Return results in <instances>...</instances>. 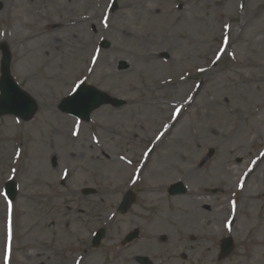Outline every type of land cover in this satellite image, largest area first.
<instances>
[{
  "label": "rangeland",
  "instance_id": "374dc122",
  "mask_svg": "<svg viewBox=\"0 0 264 264\" xmlns=\"http://www.w3.org/2000/svg\"><path fill=\"white\" fill-rule=\"evenodd\" d=\"M112 1L0 0V42L10 48L11 75L37 101L28 121L0 116V264L9 219L8 264H138L133 254L149 247L154 264H186L181 254L194 246L186 233L198 238L194 262L216 264L220 238L234 233L237 257L220 261L263 264L264 244L252 263L246 249L264 242V0H115L114 10ZM65 14L78 29L73 34L85 29L95 36L76 53L68 33L50 40L48 49L60 54L51 51L45 65L40 43L12 41ZM80 81L124 103L102 104L89 121L62 113L58 103ZM180 82L187 83L182 91ZM43 100L53 105L41 108ZM185 103L132 184L172 108ZM248 166H255L248 192L237 193V225L227 233L230 191ZM11 176L19 189L9 209L1 189ZM177 181L187 191L170 195L166 189ZM150 185L156 190L147 191ZM128 190L135 200L121 213ZM194 192L206 198L198 202L189 196ZM99 228L105 239L94 248ZM135 228L140 239L123 245Z\"/></svg>",
  "mask_w": 264,
  "mask_h": 264
},
{
  "label": "bare ground",
  "instance_id": "6f19581e",
  "mask_svg": "<svg viewBox=\"0 0 264 264\" xmlns=\"http://www.w3.org/2000/svg\"><path fill=\"white\" fill-rule=\"evenodd\" d=\"M39 1L42 3V0H39ZM9 2H10V0H5L6 4H8ZM60 17H61V19L55 18V19H57V21H56L57 24H54V25L51 26L52 23L51 24H48V23L44 24V21L40 22L37 25V27L32 30L31 33H28V34L27 33H22V35L20 37L19 36L15 37V38L13 37L12 41L14 43H21L22 41H27V40H31L32 41L34 39L37 43H40V46H42V48L44 49V50H41V53H42V56H43L42 63L45 65V64H47L49 62V57L52 54L51 53L52 50H49L48 47H47V45L51 44V42H50L51 39L53 40V43H55V41L60 39V35L61 34L66 38V34L68 33V35L70 36V37L67 38L70 41L69 51L73 52V53H76L77 48L82 49V48H84V46H86L89 43H91L90 40H88L89 37H93V39H94V37H95L94 34H92L91 32H86L85 29H81L82 30L81 32H78V33L76 32V34H73V31L74 30L76 31L78 29L77 28L75 29V26L73 27L72 24L67 22V19H66L67 14H65V16L64 15H60ZM78 21L79 20L77 19V22ZM77 22H76V24H77ZM47 25L50 26V27L47 28ZM73 28H74V30H73ZM52 52L54 53L55 57H56V55L60 54V53H58V51H52ZM112 64H113V62H112ZM206 71H208V70H206ZM116 75L120 76L122 74L121 73H117ZM183 86H185L184 88H186L187 87V83H184V82L178 83V86H176V89L182 91L183 90ZM84 95H85V99H89L90 98V95L88 94V92H85ZM89 101L90 100H86V101L84 100V102L82 104L83 105L82 107H88L86 104ZM186 104H188V103L179 105V107L174 110V112L172 114L173 115L172 116V121L167 123L168 126L165 127L164 133L160 136V138L158 139L157 143L152 147L153 149L149 152L148 157H147V161H148V158L150 157V155L156 149L155 147L158 146L159 143L162 142L166 138V134L169 132L171 127L172 126H176L175 124H177L179 116H181L180 113L182 112L183 107L186 106ZM52 105H53V103H50L49 101L44 102V100H43L42 102H39V106L41 108H46L47 109V108H50ZM8 119H11V118L9 117ZM92 158L95 159V160H99L100 159L99 156H93ZM258 163L259 162L255 163V165H257ZM143 167H144V165H143ZM122 168L124 169L125 167L122 166ZM254 169L252 171L248 172V174L246 175L245 187L247 186L246 181L249 178L248 176L252 174ZM146 189L149 192L156 190L155 187L152 186V185H150V187H148ZM155 196L156 195L154 193H152V194H150L149 197L151 199H154ZM189 196H192L196 201L206 198V197H204V195L202 193H199V192H194L192 195L189 194ZM247 196H249V194H247ZM149 197H147V199H150ZM208 200L210 202L213 201L212 198H208ZM186 234L188 235V238L191 239L193 242L196 241L197 235L194 236L192 234H188V233H186ZM32 255H35V253H32L31 256Z\"/></svg>",
  "mask_w": 264,
  "mask_h": 264
},
{
  "label": "water",
  "instance_id": "95a60500",
  "mask_svg": "<svg viewBox=\"0 0 264 264\" xmlns=\"http://www.w3.org/2000/svg\"><path fill=\"white\" fill-rule=\"evenodd\" d=\"M7 80L11 81L10 79H8L6 77ZM3 85V84H2ZM85 92H88L89 95H92L93 97L91 98V101H89V104L87 105L88 107H82L83 105V102L84 100L86 101L85 99V95L84 93ZM76 97L73 99L72 103L69 104V106H67L66 110L67 111H72V112H75L77 114H81V116L83 118H86L88 119L89 117V113L91 112L92 109L98 107V104L100 103V100L99 98H96L97 96L98 97H103V95H100L98 94L93 88H83L79 91L78 94L75 95ZM33 104V103H32ZM32 108H31V105H30V108L28 110V115L32 114ZM11 188L9 189V195L10 197H12L14 195V187L10 186ZM132 201V198H125L122 202L123 206H122V209L125 210L128 208V206L130 205L129 203ZM96 239L97 236L95 237Z\"/></svg>",
  "mask_w": 264,
  "mask_h": 264
},
{
  "label": "snow or ice",
  "instance_id": "6c2138e0",
  "mask_svg": "<svg viewBox=\"0 0 264 264\" xmlns=\"http://www.w3.org/2000/svg\"><path fill=\"white\" fill-rule=\"evenodd\" d=\"M202 70V69H201ZM78 87V86H77ZM73 91L75 92L76 89L74 88ZM9 209H11V202H9ZM8 241H9V247L6 248V254H5V264H8L9 260V253H10V243H11V220L9 219V228H8Z\"/></svg>",
  "mask_w": 264,
  "mask_h": 264
}]
</instances>
